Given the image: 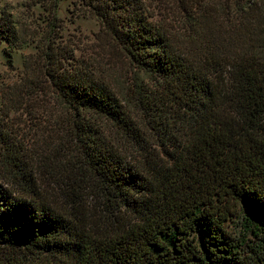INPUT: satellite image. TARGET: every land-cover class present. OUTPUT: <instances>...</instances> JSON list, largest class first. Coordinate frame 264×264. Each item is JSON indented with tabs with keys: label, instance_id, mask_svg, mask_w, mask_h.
Here are the masks:
<instances>
[{
	"label": "trees",
	"instance_id": "trees-1",
	"mask_svg": "<svg viewBox=\"0 0 264 264\" xmlns=\"http://www.w3.org/2000/svg\"><path fill=\"white\" fill-rule=\"evenodd\" d=\"M77 7L127 54L134 89L120 97L52 25L23 81L65 108L66 161L44 158L65 181L47 199L0 107L23 189L0 179V264H264V0Z\"/></svg>",
	"mask_w": 264,
	"mask_h": 264
},
{
	"label": "rangeland",
	"instance_id": "rangeland-1",
	"mask_svg": "<svg viewBox=\"0 0 264 264\" xmlns=\"http://www.w3.org/2000/svg\"><path fill=\"white\" fill-rule=\"evenodd\" d=\"M77 5L78 0H0V107L8 115L5 122L11 129L10 140L24 148L31 174L47 199L55 202L58 184L64 183L66 171L45 168L44 158L53 167L55 160L66 161L67 143L59 124L65 108L54 88L45 92L24 85L25 64L44 51L52 39V25L56 24L64 27L62 38L55 36L57 43L69 46L76 59L97 67L120 97L132 94L137 78L127 54L113 45L97 19L83 17ZM161 18L160 12L154 13V19ZM144 132L151 136L147 130ZM151 143L152 151L159 154L156 141ZM10 162L9 154L0 147V179L22 191L16 181L19 171ZM236 221L229 229L241 236Z\"/></svg>",
	"mask_w": 264,
	"mask_h": 264
}]
</instances>
